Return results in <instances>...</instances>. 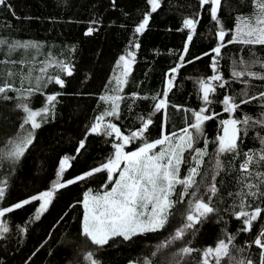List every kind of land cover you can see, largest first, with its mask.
Masks as SVG:
<instances>
[{
	"label": "trees",
	"instance_id": "16d2710c",
	"mask_svg": "<svg viewBox=\"0 0 264 264\" xmlns=\"http://www.w3.org/2000/svg\"><path fill=\"white\" fill-rule=\"evenodd\" d=\"M210 7L205 5L201 8L199 0H160V7L155 12H151L147 0H6L4 5H0V39L9 43L20 41L39 45L38 49L17 48L10 55L6 45L0 46V61H5L0 63V85L7 81L24 93L21 96L18 92L8 91L7 96L11 99H4V94H0V148H5L9 139L24 133L20 124L25 113L17 108V104L24 102L34 110L40 109L45 106L47 95L59 93L52 113L41 121L39 129L32 130L33 143L20 162L14 167L10 162H2L0 180L7 179L8 186L0 207L11 206L48 190L56 179L59 161L65 155L77 157L70 161L72 166L66 170L65 180L106 162L114 151V137L88 134L96 117L109 109L110 101H101L102 95L122 97L118 115L106 116L107 122L117 124L125 135H130L151 118L153 124L149 126L145 138L152 141L162 134L179 133L180 129L194 121L193 112L205 107L198 81L218 74L222 80L213 81V84L224 83V87H217L210 94L213 103L207 105L205 113L218 115L205 122L204 135L195 145L204 148L205 139L208 141V155L203 158L202 175L196 178L198 182L203 178L205 184L210 183L214 174L216 140L223 134L220 121L230 117L241 119L245 115L252 119L249 125H240V155L225 153L220 156L224 167L216 175L218 191L212 198L219 211L210 214L203 225L197 226L199 231L195 236L188 234L185 239L190 241L189 246L202 251L207 246H214L219 239L226 240V234H235L236 247L231 249L230 256L224 258L222 264H236L249 258L253 264H259L260 250L251 243L264 225V212L253 222L250 232L240 231L244 225L242 220L236 219L235 213L240 211L241 202L237 193L249 192L248 188L242 187L243 184L260 185V191L264 192V183L255 175L256 172H264V163L250 166L252 175L239 169L244 153H258L264 149L261 143L264 123L257 122L264 121V100L257 98L248 104H241L235 113L224 112V106L218 103L225 95L233 96L239 103L241 99L259 97L264 92V80L232 77L233 68L242 67L239 64L241 59L264 61V46L227 43L232 38L233 32L229 30L234 29L237 17L249 15L253 4L252 0H222L219 16L228 34L225 36L226 46L221 49L218 71L214 72L210 65L215 54L211 50L219 43L216 35L219 25L211 20ZM148 12H151L148 26L142 33H136L135 28ZM186 18L200 21L192 33L191 42H187L190 30L183 25ZM89 27L95 30L86 35ZM186 42L188 52L183 64L176 73H172L171 69L181 64L180 56ZM136 43L139 48L134 46ZM128 52L135 53L133 66L122 90L113 91L116 88L114 77L120 76L123 68V65L117 67V61L121 56H127ZM8 60L18 63L13 65L7 63ZM57 62L72 66V75L61 72ZM41 67H47V73L40 81L39 90L29 96L26 90L37 87L36 77L41 76ZM29 68L32 69L31 80L21 83L19 74L27 73ZM9 70L18 75L9 78ZM251 70L264 74L260 63L253 64ZM56 75L65 81L63 87L54 81L49 82L48 78ZM170 78L173 79V86L167 95V108L157 112L155 104L164 98ZM245 80L247 84L243 83ZM245 90L247 96L243 95ZM37 119L40 120L39 117ZM245 127L246 132L243 131ZM25 128L30 129V126ZM86 135L87 151L77 155L78 142ZM142 143V139H137L126 145V150L133 151ZM193 154L190 150L184 153L188 162L181 165V176L194 166L195 162L190 158ZM107 183V172H101L58 190L39 220L34 219L39 201L0 218L9 228L8 233L0 234V264H90L84 259L89 251L94 253L100 264H149V261L151 264H175L179 257L174 258L173 254L185 245V241H176L165 248L158 246L182 225L180 213L192 198L185 197L181 204L176 205L165 229L139 235L130 241L117 238L115 243L110 241L109 245L101 248L92 245L83 236L84 209L78 202L82 201L88 189L102 191L101 186ZM177 189L180 190L181 186L178 185ZM201 193L207 195L203 185ZM244 203V210L249 212L257 205L264 208V196H248ZM239 248L243 251H238ZM180 264H200V252L184 257Z\"/></svg>",
	"mask_w": 264,
	"mask_h": 264
},
{
	"label": "snow or ice",
	"instance_id": "6c2138e0",
	"mask_svg": "<svg viewBox=\"0 0 264 264\" xmlns=\"http://www.w3.org/2000/svg\"><path fill=\"white\" fill-rule=\"evenodd\" d=\"M151 5V12H155L160 7V0H147ZM201 8L205 5H211L210 17L211 20L219 25V29L216 33L219 43L211 51L215 55L212 57L211 68L214 72L218 71L219 59L221 58V49L226 46L225 36L228 32L224 29L219 13L222 6V0H199ZM6 0H0V5H4ZM253 11L245 16L243 14L237 17V23L233 30L232 38L227 41L228 44L240 43L243 45H262L264 46V0H252ZM151 12L145 13L143 20L135 28L136 33H142L149 24V18ZM200 21L194 18H186L183 20L184 28L189 29L190 33L187 36V42H191L193 39L192 33L196 31V26ZM95 23V22H93ZM95 29L89 27L86 35H91ZM185 43L183 54L180 56L181 64L171 69L172 73H176L178 68L182 66L184 57L188 52V43ZM6 45L9 55L17 48H39V45L35 42H20L14 41L9 43L5 39H0V46ZM139 48V44L134 45ZM204 55H208L205 53ZM135 53L128 52L127 57L121 56L117 61V67L123 65V71L120 76L114 77L116 82V88L113 91L119 92L122 90V85L126 82L122 77H127L130 70V65L134 62ZM200 59V57H196ZM5 61H0L4 63ZM191 63L192 61H188ZM7 63L15 65L18 63L15 60H8ZM19 63H25V61H19ZM235 64L236 61H233ZM260 63L264 67V61L253 60L251 62L241 59L239 64L241 68H233L232 77L240 79L242 77H251L255 79L264 80V74L251 70L253 64ZM56 66L61 72H65L68 76L72 75V66L63 62H57ZM41 76L36 77L37 87L28 88L26 90L27 95L31 96L33 92L39 90L40 81L47 73V67L40 68ZM32 69L29 68L27 73L21 72V83L24 80H31ZM18 75V73L9 70L7 76L12 78ZM49 82H53L61 87L64 86L65 81L56 75L49 77ZM222 77L218 74H214L205 79H200L199 89L202 93L205 107L199 111L193 112L194 121L188 124L186 127L179 130V133L172 132L170 134H162L160 138L149 141L145 138V133L148 131L149 126L153 124L151 118L143 122L142 127L133 131L130 135H125L120 127L115 123H105V117L117 116L119 112V101L121 96H107L102 95L101 101H111V110H105L104 113L97 116L95 122L91 125L88 134H103L108 137H115L116 141L113 143L114 153L108 157L106 162L99 166L93 167L88 171L83 172L80 175L71 179H64L65 172L72 165L70 161H74L76 156L65 155L59 161L58 171L56 173V179L52 182L51 187L48 190L40 191L38 194H34L22 201L12 204L11 206L0 207V218L6 216V214L12 213L16 209H21L25 205H29L35 201H39V206L35 210V220H39L41 215L46 212L49 206L52 204L54 197L57 195L58 190L64 189L70 185L77 184L78 182L85 181L86 179L94 176L97 173L107 172L108 183L102 185V191L93 192L92 189H88L83 194L81 203L83 205V218H82V234L87 238L92 245L104 247L109 245L110 241L115 243L117 238H121L123 241H130L134 237L139 235L158 232L165 229L170 223V218L174 215L173 209L177 204H181L185 197L190 196L192 199L188 200L187 208L180 214L183 217V223L180 227L175 229L174 234L158 248H165L176 241H185V245L180 247L176 253L173 254L175 264H180V260L184 257L191 256L194 252H200V264H222L224 258L229 257L231 249L235 248L234 241L236 239L235 234H226L227 239H219L214 246H207L202 251L189 246L190 241L185 238L188 234L195 236L199 231L198 225H203L209 218L210 214L217 213L219 209L213 204L212 198L216 195L218 189L216 186V175H219V170H222L224 165L220 160V156L225 153H233L234 155H240L239 143L241 138L242 129L240 125H249L251 117L245 115L241 119L232 118L221 120L222 135L217 137L216 142L218 147L215 152V164L214 174L211 176V182L205 184L204 179L197 181V176H201V166L204 164V157L208 155L207 143L205 139V147L198 148L195 145L199 142L200 138L204 135V124L206 121L213 119L217 113L206 115L207 105L213 103L210 99V94L216 91L217 87L223 88L224 83L214 85L213 81L219 82ZM243 83L247 84L245 80ZM46 86V85H45ZM173 86V79H168L167 87L164 90L163 99H160L155 104V111L159 112L162 109L167 108V95ZM8 91H14L24 95L20 89H17L13 84L5 81L0 85V94H4V99H11L7 96ZM59 93L50 94L46 97V104L40 109H33L28 103L21 102L17 104V108H20L25 113L20 128L24 129V133L18 134L16 137L9 139L5 148H0V166L2 162H10L11 167L18 164L21 158L25 155L26 150L33 143L34 131L41 127V121L52 113L55 107ZM244 96H247V91L243 92ZM257 98L264 100V92L259 94V97L251 96L248 99H241L239 103L233 96L225 95L221 103L223 104V111L227 113H235L241 104H248L252 100ZM155 99V97H153ZM40 118L38 120L37 118ZM258 123H264V121H257ZM166 124V113L165 120ZM29 125L30 129H26L25 126ZM243 131H247L245 127ZM87 135L84 139L78 142L76 148L77 155H82L84 151H87L86 144ZM137 139H142L141 146L133 151H125V146L133 143ZM261 143L264 144V138ZM159 146V151H154ZM194 153L190 158L195 162L194 166L189 167L187 174L181 176V165L188 162V158L185 157L186 151ZM264 163V149H261L258 153L248 152L244 153V160L239 164V169L242 173L252 175L250 166H261ZM207 176V173L203 174ZM255 175L262 183H264V172H256ZM111 184V187H108ZM181 186L178 190L177 186ZM201 185L204 187V193H201ZM7 179L0 180V201L5 200ZM242 187L249 189V192L237 193L241 196L240 211L235 213L237 220H242L244 227L240 230L243 232H250L253 228V222L257 221L261 217V213L264 212V208L259 205L252 207L251 212L244 210L246 205L244 200L248 196L257 197L264 196V192L260 191V185H254L251 183L243 184ZM257 189L253 192L251 189ZM195 189V190H192ZM231 195V194H230ZM176 199H173V197ZM251 207V205H248ZM9 228L5 222L0 221V234L8 233ZM252 243L260 250L259 251V264H264V230H261L255 237ZM243 251V248L237 249ZM155 255V253H153ZM90 264H100V262L94 258L92 251L87 252L84 257ZM151 264V261H149ZM236 264H253L252 259H241Z\"/></svg>",
	"mask_w": 264,
	"mask_h": 264
},
{
	"label": "rangeland",
	"instance_id": "374dc122",
	"mask_svg": "<svg viewBox=\"0 0 264 264\" xmlns=\"http://www.w3.org/2000/svg\"><path fill=\"white\" fill-rule=\"evenodd\" d=\"M127 57V56H126ZM132 66H133V62L131 63V65H130V70H129V72L131 71V68H132ZM122 69V71H123V68H121ZM122 71H121V73H122ZM121 75V74H120ZM126 78L127 77H122V79H124L125 81H126ZM124 85V84H123ZM123 85H122V87H123ZM218 104H221V105H223L222 103H221V101L218 103ZM109 111L111 110V101H110V104H109V109H108ZM105 123H108L106 120L104 121ZM114 137V136H113ZM114 141L115 142H117L116 141V138L114 137ZM114 142V143H115ZM125 151H127L126 150V146H125ZM154 151H159V146L157 147V149H155ZM113 153H114V151H113ZM113 154H111V156H112ZM1 221V220H0Z\"/></svg>",
	"mask_w": 264,
	"mask_h": 264
},
{
	"label": "built area",
	"instance_id": "2783aa9c",
	"mask_svg": "<svg viewBox=\"0 0 264 264\" xmlns=\"http://www.w3.org/2000/svg\"><path fill=\"white\" fill-rule=\"evenodd\" d=\"M261 230H264V225L261 227L260 231H261ZM260 231H259V232H260ZM259 232H258V234H259ZM258 234H256V236H257ZM256 236H255V237H256ZM254 239H255V238H254ZM251 244L254 245L253 243H251ZM251 244H249V245H251Z\"/></svg>",
	"mask_w": 264,
	"mask_h": 264
}]
</instances>
